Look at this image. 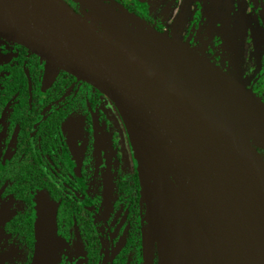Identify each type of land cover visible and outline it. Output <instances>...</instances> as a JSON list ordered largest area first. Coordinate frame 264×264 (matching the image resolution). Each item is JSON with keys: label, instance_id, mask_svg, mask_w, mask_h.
<instances>
[{"label": "flooded vegetation", "instance_id": "1", "mask_svg": "<svg viewBox=\"0 0 264 264\" xmlns=\"http://www.w3.org/2000/svg\"><path fill=\"white\" fill-rule=\"evenodd\" d=\"M55 1L151 69L212 86L170 61L173 43L149 19L146 0L144 6L139 0H92L144 44L104 28L82 0ZM189 39L178 45L192 53ZM252 145L264 162V144ZM163 185L151 264H174L183 240V210L172 194L173 188L182 192L170 178ZM160 188L159 175L143 165L132 133L106 97L0 35V264L32 263L38 198L48 202L63 246L56 264H144L147 202ZM183 206L190 223L202 229L188 200Z\"/></svg>", "mask_w": 264, "mask_h": 264}, {"label": "water", "instance_id": "2", "mask_svg": "<svg viewBox=\"0 0 264 264\" xmlns=\"http://www.w3.org/2000/svg\"><path fill=\"white\" fill-rule=\"evenodd\" d=\"M82 1L104 28L144 44L106 9ZM0 35L89 84L124 119L139 159L161 180L147 202L144 264H151L167 178L187 198L206 234L210 264H264V162L252 145L264 144V104L258 98L172 44V63L232 97L230 105L213 99L151 69L55 0H0ZM37 209L31 264H56L63 246L57 244L48 202L38 198Z\"/></svg>", "mask_w": 264, "mask_h": 264}, {"label": "rangeland", "instance_id": "3", "mask_svg": "<svg viewBox=\"0 0 264 264\" xmlns=\"http://www.w3.org/2000/svg\"><path fill=\"white\" fill-rule=\"evenodd\" d=\"M146 4L149 19L162 29L163 34L169 35L167 38L173 45L190 38L194 45L192 54L215 67L238 87L263 100L264 0H146ZM183 83L226 104L232 100L229 93L196 78L189 76ZM206 88L215 93L211 94ZM178 192L173 188L172 194L181 203L183 214L180 215L185 224L174 264H209L208 238L202 229L188 220L183 206L187 198Z\"/></svg>", "mask_w": 264, "mask_h": 264}, {"label": "trees", "instance_id": "4", "mask_svg": "<svg viewBox=\"0 0 264 264\" xmlns=\"http://www.w3.org/2000/svg\"><path fill=\"white\" fill-rule=\"evenodd\" d=\"M210 85H212V84H210ZM213 87H215V88H217L216 86H214V85H212ZM218 90H219V88H217ZM252 91H255V89H251ZM191 210H192V208H190ZM193 216H194V221L200 226V224H199V222H198V220H197V218L195 217V215H194V212H193Z\"/></svg>", "mask_w": 264, "mask_h": 264}]
</instances>
